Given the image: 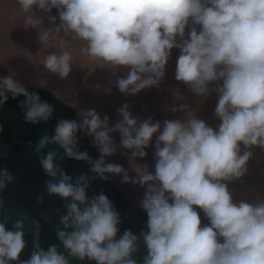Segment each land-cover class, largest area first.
Listing matches in <instances>:
<instances>
[{
    "label": "clouds",
    "instance_id": "9594fccd",
    "mask_svg": "<svg viewBox=\"0 0 264 264\" xmlns=\"http://www.w3.org/2000/svg\"><path fill=\"white\" fill-rule=\"evenodd\" d=\"M24 24L39 30L40 42L56 41L65 49L83 42L80 52L101 68L112 70L124 96L158 88L173 49L179 51L175 80L200 98L217 96L213 129L187 104L172 106L181 118L141 120L123 103L119 119L94 108L59 118L51 135L38 139L36 151L49 196L63 201L65 214L55 229L59 246L39 244V224L28 212L13 218L0 198V264H141L134 258L142 242V264H264V198L234 201L228 184L247 172L252 148L264 150V0H18ZM55 9L57 15H51ZM37 12L41 13L37 15ZM44 14L51 27H41ZM57 18L59 24L57 25ZM187 29V31H186ZM49 72L64 79L73 67L70 51L50 52L43 59ZM127 69L116 76L117 69ZM111 84L103 88L111 94ZM100 85L94 86L100 90ZM9 94L18 101L26 124L54 119L55 105L42 101L13 75L0 77V108ZM3 126L0 125V131ZM79 134V135H78ZM119 135V144L114 139ZM81 135L91 139L99 158L80 151ZM241 146H243V151ZM154 148V169L144 160ZM120 151L134 176L121 164L107 162ZM130 153V155H129ZM7 151L2 155L7 158ZM90 166L93 178L121 177L144 189L140 208L147 231L125 230L121 217L101 192L89 197L87 175L73 179L63 161ZM15 178L0 169V193ZM41 194L36 203L43 202ZM200 209L207 223L202 224ZM11 228H7V225ZM36 237L26 260L25 234ZM62 246L63 251L60 250Z\"/></svg>",
    "mask_w": 264,
    "mask_h": 264
},
{
    "label": "trees",
    "instance_id": "16d2710c",
    "mask_svg": "<svg viewBox=\"0 0 264 264\" xmlns=\"http://www.w3.org/2000/svg\"><path fill=\"white\" fill-rule=\"evenodd\" d=\"M8 74L0 71V77ZM20 81V80H19ZM31 92H37L42 101H47L55 105L54 119L39 125L26 124L23 121L22 110L18 107V101L9 99L2 108H0V125L3 130L0 131V169L7 168L9 173L15 178L7 189L0 193L8 204L10 215L15 218L17 213L28 212L39 224V244L45 250L52 244L59 246L56 238L55 229L59 226L60 216L65 214L63 201L57 196H49L46 191L45 181L49 179L42 170L36 151L38 139L42 135H51L57 119H74L76 112L74 107L60 101L46 88L32 87L20 81ZM79 135V134H78ZM80 151H87L92 159L99 158V153L90 142L88 137L81 135L78 145ZM7 151V158H3L2 153ZM66 174L73 179L81 175H87L90 187L87 191L89 197L98 195L103 192L113 203L121 217L119 225L120 232L131 230L134 234L139 235L141 230L147 231V215L141 208L132 203L124 193L116 186L113 179L101 181L93 178L94 174L90 171V166L83 161L66 159L63 161ZM43 194V202L39 205L36 203L37 198ZM11 228V225H7ZM36 237L32 234L31 228L26 231L25 240L26 248L21 253L20 260L29 258L32 251L33 242ZM60 250L63 251L62 246ZM146 255V249L142 242L139 251L134 254V258L141 262L142 257ZM73 264H91L85 260L83 262L73 261Z\"/></svg>",
    "mask_w": 264,
    "mask_h": 264
},
{
    "label": "rangeland",
    "instance_id": "374dc122",
    "mask_svg": "<svg viewBox=\"0 0 264 264\" xmlns=\"http://www.w3.org/2000/svg\"><path fill=\"white\" fill-rule=\"evenodd\" d=\"M18 8H20L18 0H0V20L3 19L4 13H6L8 17L13 12L18 10ZM41 43L46 44L45 50H39V47H36L34 49V52H36L38 57H40L39 54L41 52H45V54L48 55L50 52L56 51L52 46L51 39ZM178 55L179 51L173 49L171 59L166 65L165 78L161 81L160 86L158 88H149L141 91L135 96L127 97L122 95L115 87L116 77L113 76L112 70L108 68H101V65H86L84 64L85 59H82V64L84 65H77L75 67L73 66L69 76L64 79H59V76L49 71H47L46 73H40L39 67L37 65L38 62L36 61L34 64L24 66L22 68V71L27 73L29 72V74L32 75V78L37 79V81L39 82L40 80H44V82H47V84H49L48 90L50 89L49 91L53 93L56 98L72 107H74L73 105H75L77 108H74L77 111L94 108L101 115H108L110 118L109 123L111 126L119 119L117 109L123 103L130 104L132 109V115L139 117L141 120L146 119L148 117H152L153 120H157V111L159 107L162 106L161 103L163 101L170 102L169 104H172L174 101L177 102L176 104H187L190 106V108H194L195 115L196 112L198 110H201L202 108L204 109L208 106L211 107L213 105H216L215 103H217L218 98L217 96H215L214 93L212 94L214 95V97H208L204 99L203 103H201L200 98L195 97L189 91L187 85L183 84L182 82H177L175 80V68ZM16 61L17 63L23 62L18 58L16 59ZM9 67L11 69L16 68L14 66V63L10 64ZM126 71L127 69L123 68L117 69L116 76L123 75ZM109 81H112L111 94L105 95L103 88L108 85ZM97 84L101 86L100 90H96L94 88V86ZM165 93L167 97L165 99L161 98L160 95L162 94V96H164ZM64 94H66V97ZM67 94H69L70 96H67ZM174 95L176 98H170V96ZM65 98H68L69 100ZM172 115L173 114H171V116ZM171 116H169L167 119H170ZM182 116L183 113L179 112L178 118H181ZM88 139L92 143L91 139ZM114 139L116 143L119 144L118 134H114ZM146 151L148 153L147 157L144 160H140L138 158L136 160V163H147L148 166L151 167V164L153 163L151 158L154 154V148L150 147ZM116 160L118 164H121L125 169L131 171L130 165L127 162L128 157L121 155L119 150L117 151L116 155L107 158V162L117 163ZM116 179L126 188L127 184L121 182V177H116Z\"/></svg>",
    "mask_w": 264,
    "mask_h": 264
},
{
    "label": "crops",
    "instance_id": "0c3cea01",
    "mask_svg": "<svg viewBox=\"0 0 264 264\" xmlns=\"http://www.w3.org/2000/svg\"><path fill=\"white\" fill-rule=\"evenodd\" d=\"M41 13L37 12V15ZM26 14L18 8L15 12L7 17L4 13V17L0 20V71L13 75L16 79L37 88H49V84L44 82V80L37 81L33 79L32 75L29 72H23L22 68L26 65L34 64L35 61L38 62V67L40 73H46L48 70L43 66V59L47 55L45 52H41L38 57L34 49L39 47V50H45V45L39 40V30L32 27H26L24 24V16ZM51 15H57L55 9L52 10ZM59 24V19L57 18V25ZM42 28L47 29L51 27L48 22L47 14H44V21L41 25ZM55 52L59 54L60 51H70L73 55V66L81 65H98L94 61H91L86 55L81 54L80 48L83 47V42L79 40H73L71 45L65 49H60L56 46V41L51 40ZM20 59L23 62L17 63L16 59ZM82 59H85L84 64H82ZM14 63L16 68L11 69L10 64ZM79 63V64H78ZM9 67V68H8ZM48 80V79H46ZM49 82V81H48ZM50 90V89H49ZM216 96V95H215ZM161 98L165 99L167 97L166 93L164 96L160 95ZM176 98L170 96V98ZM214 97L211 95L209 98ZM216 99V98H215ZM163 101L162 106L159 107L157 111V120L163 122L164 119H167L171 114H173L170 119L178 118L179 112L173 113L169 109L172 106H177V102ZM181 104V103H180ZM216 104V103H215ZM166 105V106H164ZM77 108L75 105H73ZM215 107L202 108L196 112V117L206 122V124L213 129H216L220 121L215 116ZM194 110V108H191ZM154 121H156L154 119ZM243 151V146H241ZM253 152V158L247 164L246 174L239 180H235L228 184L230 191L233 194L234 201L244 200L249 203H254L258 198H264V150L260 148L250 149ZM130 155V154H129ZM152 164L149 166V170L154 169V160L152 156ZM117 162V160H116ZM128 162V161H127ZM118 163V162H117ZM129 174L134 176L135 173L129 170ZM116 184V186L124 193L132 203L140 207V201L144 195V189L139 185L127 184L126 188L116 179V177H111ZM200 213L202 218V224L206 223L207 220L204 218V214L200 209H196Z\"/></svg>",
    "mask_w": 264,
    "mask_h": 264
},
{
    "label": "bare ground",
    "instance_id": "6f19581e",
    "mask_svg": "<svg viewBox=\"0 0 264 264\" xmlns=\"http://www.w3.org/2000/svg\"><path fill=\"white\" fill-rule=\"evenodd\" d=\"M59 79H60V77H59ZM55 80V79H54ZM68 86V85H67ZM65 95V97H66V94H64ZM69 94H67V96H68ZM70 96V95H69ZM64 97V96H63ZM68 98H70V97H68ZM68 98H65V99H67V100H69ZM71 100V99H70ZM78 104V103H77Z\"/></svg>",
    "mask_w": 264,
    "mask_h": 264
}]
</instances>
